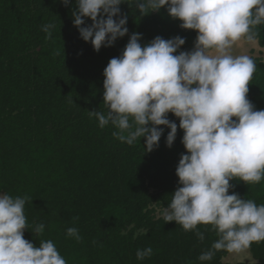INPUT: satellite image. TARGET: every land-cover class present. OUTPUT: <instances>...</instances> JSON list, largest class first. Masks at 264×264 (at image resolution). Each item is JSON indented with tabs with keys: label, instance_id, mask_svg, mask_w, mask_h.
I'll list each match as a JSON object with an SVG mask.
<instances>
[{
	"label": "trees",
	"instance_id": "1",
	"mask_svg": "<svg viewBox=\"0 0 264 264\" xmlns=\"http://www.w3.org/2000/svg\"><path fill=\"white\" fill-rule=\"evenodd\" d=\"M75 0H0V192L27 196L29 230L24 238L39 246L52 240L66 264H200L198 256L217 239L210 225L185 232L175 221L163 220L162 210L180 186L176 168L183 130L177 123L173 145L166 146L165 126L158 147L144 151V138L129 146L113 137L111 124L99 127L89 111L106 112L103 71L118 57L132 33L142 34V45L156 36H180L179 51H191L195 30L180 28L166 8L141 15L123 3L129 32L111 47L97 52L73 24ZM106 18V17H105ZM114 19H116L114 17ZM52 22L51 38L41 30ZM92 21L86 18V25ZM258 44L264 45V26ZM257 70L248 84L247 98L264 109V60L251 56ZM229 194L264 204V180L247 185L233 179ZM43 223V234L31 232ZM76 227L81 239L68 237ZM153 249L143 261L138 249ZM252 261L227 262L217 252L205 264H264V241L249 248Z\"/></svg>",
	"mask_w": 264,
	"mask_h": 264
},
{
	"label": "clouds",
	"instance_id": "2",
	"mask_svg": "<svg viewBox=\"0 0 264 264\" xmlns=\"http://www.w3.org/2000/svg\"><path fill=\"white\" fill-rule=\"evenodd\" d=\"M60 2L67 7L72 0ZM123 3L135 5L141 15L166 8L172 19L181 21L180 28L196 31L194 47L176 54L185 44L180 36H156L142 45V34L132 33L103 71L107 111H89V116L100 128L111 124L113 137L129 146L144 138L146 152L158 147L164 133L159 126L170 129L166 146L173 145L178 126L168 114L178 118L187 154L179 159L180 186L162 210L163 220L195 231L201 242L205 236L198 225L211 226L217 239L198 256L200 264L220 251L245 253L264 241V204L229 194L230 181L253 185L264 180V109L257 110L247 98L257 64L234 49L241 42H256L264 26V0H75L73 24L95 51L128 34L127 16L119 7ZM54 29L52 22L41 28L46 38ZM27 200L0 193V264H66L52 240L34 246L24 238ZM44 229L40 223L31 232L37 237ZM66 234L81 239L76 227ZM152 255L149 246L138 249L136 259Z\"/></svg>",
	"mask_w": 264,
	"mask_h": 264
},
{
	"label": "rangeland",
	"instance_id": "3",
	"mask_svg": "<svg viewBox=\"0 0 264 264\" xmlns=\"http://www.w3.org/2000/svg\"><path fill=\"white\" fill-rule=\"evenodd\" d=\"M234 54H247L249 56H257L261 57L264 60V45L260 46L256 40L254 44H247L244 42H241L238 44L234 49ZM2 193V192H0ZM224 261L227 262H236V261H246L250 262L252 261L251 254L249 252V249L245 253H241L239 255L237 254H230L228 253L224 258Z\"/></svg>",
	"mask_w": 264,
	"mask_h": 264
}]
</instances>
